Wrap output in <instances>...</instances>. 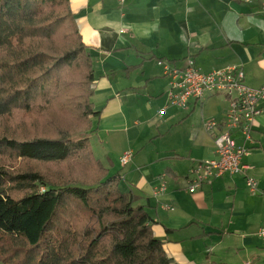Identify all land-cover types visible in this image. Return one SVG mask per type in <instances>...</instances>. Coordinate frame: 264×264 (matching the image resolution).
Listing matches in <instances>:
<instances>
[{
	"label": "crops",
	"instance_id": "1",
	"mask_svg": "<svg viewBox=\"0 0 264 264\" xmlns=\"http://www.w3.org/2000/svg\"><path fill=\"white\" fill-rule=\"evenodd\" d=\"M69 2L92 58L90 101L100 112L97 131L84 137L109 174L120 175V191L145 206L166 255L175 264H231L214 251L218 238L225 250L251 253L264 264V99L243 159L256 193L244 175H224L190 194V170L217 158L204 125L220 121L228 102L207 95L171 106L170 79L157 65L182 69L192 60L203 73L240 67L247 86H264V0ZM161 183L166 191L156 194Z\"/></svg>",
	"mask_w": 264,
	"mask_h": 264
},
{
	"label": "trees",
	"instance_id": "2",
	"mask_svg": "<svg viewBox=\"0 0 264 264\" xmlns=\"http://www.w3.org/2000/svg\"><path fill=\"white\" fill-rule=\"evenodd\" d=\"M92 84L69 0H0V264H175L84 137Z\"/></svg>",
	"mask_w": 264,
	"mask_h": 264
},
{
	"label": "built area",
	"instance_id": "3",
	"mask_svg": "<svg viewBox=\"0 0 264 264\" xmlns=\"http://www.w3.org/2000/svg\"><path fill=\"white\" fill-rule=\"evenodd\" d=\"M157 65L170 79L165 94L171 106L184 108L190 100H201L207 95L223 96L228 102V109L220 121L210 120L204 125L213 137L217 158L202 162L190 170L187 192L195 193L203 185L224 175H244L246 186L252 194L256 193V182L248 176L250 167L243 159L250 152L247 144L253 142L254 119L262 113L259 104L264 99V86H247L244 71L240 67L229 66L203 73L194 66L192 60H188L182 69L170 68L161 61ZM130 157L129 153L124 154L121 163L127 164ZM165 191L164 183L156 188V194ZM163 209L173 210L169 206ZM260 234L264 235V229Z\"/></svg>",
	"mask_w": 264,
	"mask_h": 264
},
{
	"label": "rangeland",
	"instance_id": "4",
	"mask_svg": "<svg viewBox=\"0 0 264 264\" xmlns=\"http://www.w3.org/2000/svg\"><path fill=\"white\" fill-rule=\"evenodd\" d=\"M121 187L124 189L123 184ZM211 245L215 252L226 254L227 257H225V260H229L231 264H255L256 256H253L251 253H246L242 250H233L231 252L227 251L225 250L224 244L220 242L218 238H214Z\"/></svg>",
	"mask_w": 264,
	"mask_h": 264
}]
</instances>
